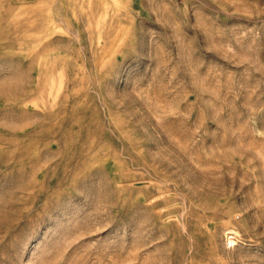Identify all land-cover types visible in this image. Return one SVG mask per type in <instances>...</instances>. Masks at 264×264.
Segmentation results:
<instances>
[{"label":"rangeland","instance_id":"rangeland-1","mask_svg":"<svg viewBox=\"0 0 264 264\" xmlns=\"http://www.w3.org/2000/svg\"><path fill=\"white\" fill-rule=\"evenodd\" d=\"M0 264H264V0H0Z\"/></svg>","mask_w":264,"mask_h":264}]
</instances>
